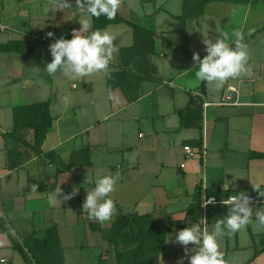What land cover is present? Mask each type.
I'll return each mask as SVG.
<instances>
[{
    "label": "crops",
    "instance_id": "0c3cea01",
    "mask_svg": "<svg viewBox=\"0 0 264 264\" xmlns=\"http://www.w3.org/2000/svg\"><path fill=\"white\" fill-rule=\"evenodd\" d=\"M71 3L72 8H61L57 0H0V45L25 42L32 59L0 52V261L118 264L109 236L123 214L151 216L164 234V250L137 264L182 259L188 264L184 246L168 238L199 223L203 194L217 200L208 209L209 231L228 214L230 205L222 201L238 192L253 199L254 212L264 207V196L254 187L264 192V0L208 2L202 16L185 21L184 31L177 20L183 0H121L117 15L130 25H105V16L99 23L117 37L108 72H120L123 51L134 48L137 63L129 69L150 78L131 81L129 94L111 89L105 73L81 79L45 71L52 59L49 45L56 38L71 39L86 18L75 0ZM45 6L53 9L47 16ZM91 23L90 31L96 18ZM237 29L245 33L253 75L230 78L222 88L196 79L193 54H207L204 36L227 33L234 46ZM228 96L233 100L219 105ZM43 102L50 105L53 123L36 152L11 136L14 110ZM25 132L33 144L34 130ZM204 139L205 162L186 160L183 147L200 148ZM117 174L121 178L110 194L117 209L113 218L89 220L82 209L87 189L97 175ZM59 187L57 199L50 200ZM51 229L57 232L49 234ZM220 251L226 264H264V226L253 216L246 228L223 239Z\"/></svg>",
    "mask_w": 264,
    "mask_h": 264
},
{
    "label": "clouds",
    "instance_id": "9594fccd",
    "mask_svg": "<svg viewBox=\"0 0 264 264\" xmlns=\"http://www.w3.org/2000/svg\"><path fill=\"white\" fill-rule=\"evenodd\" d=\"M61 8H72L71 0H57ZM121 0H75V5L85 13L86 18L79 20L81 27L74 29L72 38L60 37L54 39L49 45L51 61L44 66L49 76H55L58 72L66 77L87 78L94 73L108 72L110 61L114 58V53L118 51L114 41L117 37L104 29H92L91 18L101 16L112 20L116 17ZM57 10V9H56ZM53 9L45 6L43 14L48 15ZM254 29L249 30V35ZM49 37H54L55 33L49 32ZM235 37L234 46L228 42V34L223 37L218 36L209 38L204 36L203 43L206 46V55L201 58L200 54L194 53L195 78L215 83L217 88H222L225 82L230 78L236 79L241 76L253 75L252 66L249 63L248 44L245 42V33L242 30L233 32ZM192 71V69H189ZM40 67L33 68V74L38 75ZM121 177L119 174L97 175L94 186L87 189L86 199L82 204V209L87 213L89 220L99 221L100 223L110 221L116 213V202L111 197L115 186ZM38 186L33 188V191ZM260 195L259 185H254ZM61 192L59 187L50 200L55 201ZM75 191L64 196V199H70L75 195ZM215 197L206 200L205 204H215ZM223 204L230 205L228 214L216 221L211 231L201 224L205 219L201 218L199 223H193L174 234V237L168 238L169 241L184 246L185 256L188 264H226L223 253L220 251L221 242L226 236L233 235L246 228L253 222V216L259 225L264 226V207L253 211L250 197L245 192H238L230 196ZM192 245L191 248L188 246ZM3 264V261H0ZM179 264H184L183 259Z\"/></svg>",
    "mask_w": 264,
    "mask_h": 264
},
{
    "label": "trees",
    "instance_id": "16d2710c",
    "mask_svg": "<svg viewBox=\"0 0 264 264\" xmlns=\"http://www.w3.org/2000/svg\"><path fill=\"white\" fill-rule=\"evenodd\" d=\"M211 1L236 3L249 2V0H183V14L177 18L183 31L185 21L189 18L202 16L204 14L205 5ZM99 22V18H96L94 30L100 29L104 26V24L101 25ZM113 23L129 24L118 15H116V17L112 20L107 19L105 25ZM131 26L136 33L143 34L149 38L152 37L150 32L141 29L138 26ZM11 51L26 53L29 61L32 60L31 51L28 53L26 52L25 42H10L0 45V52ZM38 54H40V51H38ZM136 55L137 52L134 48H129L123 51L121 59L124 64V68L120 72L110 73V75H107V83L111 89L121 88L129 94L133 90V87L130 84L131 81L136 80L139 84L146 79H150L146 76H137L133 70L129 69L130 63H137ZM135 68L137 69L136 66ZM52 123L53 118L50 115V105L48 102L35 103L16 108L14 110L15 130L11 136L21 144H24L36 152H40ZM27 130H34L33 144H30L26 140L27 133L25 131ZM55 232H57L56 229L49 230V234H55ZM109 242L116 248L118 264H137L138 259L141 257L163 251L165 247L164 234L157 231L151 216L139 217L119 214L113 224L109 236Z\"/></svg>",
    "mask_w": 264,
    "mask_h": 264
},
{
    "label": "built area",
    "instance_id": "2783aa9c",
    "mask_svg": "<svg viewBox=\"0 0 264 264\" xmlns=\"http://www.w3.org/2000/svg\"><path fill=\"white\" fill-rule=\"evenodd\" d=\"M231 89H233V88H231ZM232 100H233V98L228 96L227 98H225L221 102H219V105H227ZM235 103H237V102H235ZM205 106H207V104H205ZM183 149H184L186 160L202 159L205 162L206 157L208 155V148H207L205 139L203 141L202 147H200V148H195V147L187 144V145H185L183 147ZM181 167L185 168L186 167V162H184L181 165ZM203 179H204L203 187L205 189L207 187L206 186L205 175L203 176ZM209 198H211V197H208L206 194H203V196H202V218L205 219V221L202 222V224H201L202 228L205 227L206 224H207V221H208V215H207L208 214V209H209V206L212 205V204H205L206 200H208ZM215 201L217 202L216 198H215ZM250 201H253V199H250Z\"/></svg>",
    "mask_w": 264,
    "mask_h": 264
},
{
    "label": "rangeland",
    "instance_id": "374dc122",
    "mask_svg": "<svg viewBox=\"0 0 264 264\" xmlns=\"http://www.w3.org/2000/svg\"><path fill=\"white\" fill-rule=\"evenodd\" d=\"M123 249H124V247H123Z\"/></svg>",
    "mask_w": 264,
    "mask_h": 264
}]
</instances>
